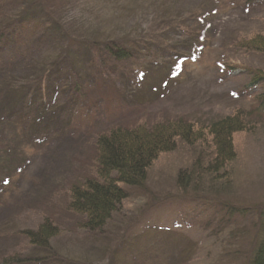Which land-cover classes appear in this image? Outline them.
Listing matches in <instances>:
<instances>
[{"label":"rangeland","instance_id":"1","mask_svg":"<svg viewBox=\"0 0 264 264\" xmlns=\"http://www.w3.org/2000/svg\"><path fill=\"white\" fill-rule=\"evenodd\" d=\"M78 3L86 13L99 15L88 35L97 41L122 39L130 58L110 62L80 39L36 30L48 4L69 10ZM152 12L169 28L141 39L136 25ZM1 13L24 24H7L0 41V262L19 255L36 260L25 264H231L223 253L234 248L241 263L257 223L251 213L230 217L223 207L264 206V111L251 114L248 130L233 136L235 160L228 179L219 182L227 184L219 188L218 202L224 204L173 197L177 174L198 153L196 146L184 144L153 163L147 191L130 190L103 232L81 230L65 204L68 187L93 172L97 134L163 120L209 124L239 109L249 114L264 83L249 86L248 72L223 66L242 64L264 72V55L234 47L240 38L264 35V4L0 0ZM21 33L35 34L34 40L20 43ZM29 76L32 80H26ZM13 78L23 82L3 90ZM206 153L212 158L210 144ZM45 216L60 228L49 251L18 234ZM230 231L248 240L231 238Z\"/></svg>","mask_w":264,"mask_h":264},{"label":"trees","instance_id":"2","mask_svg":"<svg viewBox=\"0 0 264 264\" xmlns=\"http://www.w3.org/2000/svg\"><path fill=\"white\" fill-rule=\"evenodd\" d=\"M243 3L250 6L264 4V0H243ZM64 7L48 4L47 9L45 7L43 11L45 16L36 21V30L45 35H48V32H56L65 38L80 39L93 52L102 51V55L110 62H121L130 58L126 43L122 39L107 37L97 41L92 35H88L87 31L99 24L97 13H86L83 10L85 7L83 3L74 4L72 9L70 5L69 10H65ZM71 10H75L74 13H70ZM95 10L97 11L96 8ZM6 20L9 21L5 22ZM11 22L12 24L13 22L20 23L22 26L24 24L22 19L16 18L15 20L13 17H6L2 14L0 16V41L6 32L5 26ZM76 27H82V32L76 33ZM166 28H169V24L160 21V18L152 12L141 17L136 25L138 31L135 34L144 40L152 39L159 36ZM15 30L22 31L18 28ZM23 31L27 30L23 29ZM34 33L37 35V32ZM32 36L29 34L25 36L21 33L18 38L21 39L20 43L28 44L34 40L31 39ZM32 44L34 45L35 42ZM234 47L248 53L264 55V35L257 34L248 39L240 38ZM223 67L228 70L248 72L251 75L249 86L264 83V72L259 69L242 64L224 65ZM73 79L75 91H80L81 87L77 79L75 77ZM26 80H32V77L29 76ZM20 82L23 80L8 79L2 85V89L13 90L20 85ZM256 100L257 103L253 105L249 114L239 109L209 124L183 119L163 120L150 126L145 124H137L130 128L118 126L97 134L94 140L93 172L68 187L66 210L79 218L81 230L98 234L103 232V229L128 199L130 190L147 191V172L153 163L163 154L174 153L180 144L189 147L196 146L198 153L194 161L177 174L175 179L177 194L173 197L205 202L204 204L210 202L224 204L218 202L219 188H224L227 184L225 180L224 184H220L223 186L221 187L219 182L228 179V167L235 160L233 136L248 130L247 119L251 117V114L255 112L257 116L262 115L264 93L257 96ZM209 144L214 151L212 158L208 153L203 154L205 145ZM223 208L230 217L251 213L250 215L257 223V231L252 240L248 241L249 246L242 262L237 261L239 258L234 248L225 249L224 260L232 258L231 264H264V206L259 209L256 207L250 209V207L239 208L225 203ZM18 234L29 245L49 251L51 242L60 234V228L50 217L45 216L35 228L19 231ZM230 236L231 238H242L244 241L248 240V235L244 234L239 236L233 233L232 235L231 232ZM34 261L36 260L12 255L3 258L0 264H25ZM222 263L223 261L216 264Z\"/></svg>","mask_w":264,"mask_h":264}]
</instances>
